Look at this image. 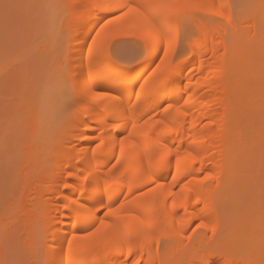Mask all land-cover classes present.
Segmentation results:
<instances>
[{
    "label": "snow or ice",
    "instance_id": "snow-or-ice-1",
    "mask_svg": "<svg viewBox=\"0 0 264 264\" xmlns=\"http://www.w3.org/2000/svg\"><path fill=\"white\" fill-rule=\"evenodd\" d=\"M193 15L222 25L212 49L215 54L216 45L223 46L214 62L220 79L228 73L229 46L237 60L242 29L257 28L253 41L259 36V167L245 182L236 230L209 212L213 202L203 195L205 189L219 190L225 175L222 161L204 167L196 146L209 137L190 136L187 147L183 141L164 143L169 133L179 138V116H187L182 108L191 95L183 105L165 99L147 106L154 97H166L184 71L183 60L196 44L181 52V29ZM208 35L198 30L201 47ZM123 37L139 41L132 60L113 52ZM154 52L163 55L144 68ZM255 59L250 47L244 63ZM245 83L252 86L253 78ZM173 110L179 114L175 122L168 119ZM98 112L105 118L93 126ZM223 128L214 117L204 125L220 138ZM73 137L95 146L77 143L68 155ZM109 154L115 163H99ZM67 160L74 163L68 166ZM56 167L60 179L53 189L50 172ZM166 169H174L171 184L159 182L157 173ZM172 186L179 188V205ZM163 189H169L163 200L172 198L173 215L179 207L186 217L196 216L189 206L198 207L203 198L192 231L207 229L209 248L234 250L220 264H264V0H0V264H184L168 248L172 240L183 244V229L150 219L160 196L150 207L137 204L139 214L130 207Z\"/></svg>",
    "mask_w": 264,
    "mask_h": 264
},
{
    "label": "bare ground",
    "instance_id": "bare-ground-1",
    "mask_svg": "<svg viewBox=\"0 0 264 264\" xmlns=\"http://www.w3.org/2000/svg\"><path fill=\"white\" fill-rule=\"evenodd\" d=\"M196 20L197 21H194V22H198L197 27H199V29L200 28H205V25L203 23H199V20L198 19H196ZM118 27L119 26H117V28ZM195 27H196V25H195ZM251 32L252 33L253 32H257V28L253 27L251 29ZM212 33H211V30H210L208 36L212 35ZM181 34H182V32H181ZM248 34L249 33H245L244 31H242L241 34H240V38L244 42V44L242 46L243 48H247V42H249L250 44L253 42L251 36L250 37H247L246 36ZM209 38L210 37H208V39ZM208 39H207V41H208ZM244 40H247V41H244ZM254 41H258L259 42V36L258 35L256 36V38H255ZM186 42H187L186 45H188L189 47L191 46V44H196V47L194 49H192L191 51H189V53L185 56V58L183 60L184 71L182 73L178 74V76L174 79V82H173L172 86L170 87V89L168 90L166 97L165 96H161L158 99L154 97L152 100H149L147 102V106L148 107H154L155 104L163 103L165 99H167V101L170 102V103H177V102H179V104L183 105V101L185 99H188L189 98V95H191V101H190L189 105L184 106L182 108V111L188 113L187 116H179V114L176 113L175 110H173L169 114V116H168V119L170 121H173V122H175L177 120V117L179 116V122L177 124V128L179 130V138H177V135H176L175 132L169 133L165 137L164 143H166L169 146H171L174 141L177 144H180L181 141H183L184 142L183 146L184 147H187V141H188V138L190 136L193 137V138H196V139H200L201 137H203L205 135L208 136L209 139L207 140L206 143L198 144L196 147L200 151V155H201V157L204 160V167L206 169L211 170L212 167H214L218 161H222V163L224 164V170H225V175H224L223 183H222V185L224 186V185H227L228 182L231 183V181H233L232 180L233 178H231V177H230L231 180H229V175L231 174L230 176H233V174H232V173H234L233 171H236L237 170V169L235 170V168L240 167L239 165L241 163H242L241 165L244 164L243 161L240 163V161H241V159H239L240 158L239 157L240 156L239 155L240 149L243 148V147L244 148H247V146H249L250 143H254V142H255V145L256 146L258 145V147H260V143H258V141L256 143V141H255V140L261 139V138H259V136L261 137V135H260L261 132L259 130L260 127H258V125H260V123H259L260 114H258V110H257V114L258 115L257 114L256 115L254 114L256 112L254 109H257L258 108V106H256L257 104H255L257 102L254 103L255 97H254L253 101H252V99H250V101L247 99L248 105L250 103V105L252 104V105L255 106V107L253 106L254 109L252 110V105L251 106L250 105L248 106L247 103L244 102L243 99L246 100V98L243 97L244 95H242V93L240 94L241 97H242L241 100L237 96L240 92H243V91L245 92V95H248V93L250 94V91H249L248 88L246 90H248L249 92L247 91L248 93H246V90H245L246 86H245V88H243V85L246 84L244 82L247 81V78L248 77L246 76V74H248V71H250L251 69L254 68L255 71L252 70L253 71V74H256V73L258 74L259 57H258V55L256 56L257 57L256 58V63H257L256 66H254L253 68H250L249 70H247V73L246 74H245V72H243V73H241L242 75H240V72H239V75L238 76L236 75V74H238V72L235 73L233 71L234 68H236L235 67L236 65L235 66L234 65L232 66L231 61H229V68L230 69H228V73L230 75H228V73H227L224 76L223 79H220L219 74H217L216 71H215V64H214V62L217 60L218 57H220V56L223 55V51H222V47L223 46L222 45H216V52H215V54H214L213 50H211L212 51L211 52L212 53V56L210 58H208V59H204V58L202 59L203 52L201 50L202 47L200 46L201 43H202V41H198L197 40V36H195V37L194 36L193 37L190 36L189 39H188V41H186ZM257 50H259V47H258ZM123 51H121V53ZM159 53L160 52H154L153 55L149 56L147 58L148 62L144 65V68H148L149 65H152L153 66V61L156 60V57H157V55H159ZM118 54H120V53L118 52ZM162 55H163V53L160 56H162ZM240 55H241V52L238 55V58H237L238 61H240V59H239ZM228 57H229V60H231L233 58V53H232V50H231V46H229ZM245 59H246V57H244V58L241 57V60L242 61L243 60L245 61ZM201 60L204 61V67L203 68H201V66H200V61ZM241 63H243V62H241ZM194 64H196L194 67H196V66L197 67L196 68L193 67V70L192 69L190 70L189 67L191 65H194ZM231 68H232V71L233 72L231 71ZM141 71H143V69H141ZM202 71H203L202 75H201V73L199 75L201 77H198L196 75L197 72H202ZM86 72H87V67H86V65H84V66H82L80 68V73H81V75H84V74H86ZM251 75H249V76H251ZM257 77L259 78V75ZM255 80H256V76H255ZM256 84L258 85V83H256ZM257 85L255 87H257ZM189 89H191V93H189ZM241 90H243V91H241ZM257 95H259V93H257L256 96ZM248 96H250V95H248ZM132 101L135 102V97H132ZM240 102L241 103L244 102V104L243 103L242 104H243V106L245 105V107L247 108V109H244L245 112L243 110H241V109H243L245 107H242V105H241ZM124 107H129L127 98L125 99ZM248 107L250 108V111L249 112H248V110H249ZM146 110L147 109H145V111ZM246 110H247L248 113H251L252 112V114H254V116H255L254 117L252 115V117H251V114H250L249 115L250 121H251V118H256V116H259V118H258L259 120L256 118L258 120V123L259 124L258 123H255L256 121L254 122L253 119H252L251 122L249 121V119L247 118V116H248L247 114L248 113L246 114L247 116L245 114H243V113H246ZM240 111H243V113L241 112V114H240ZM100 112H103V108L100 109ZM157 112L159 113V109H157ZM149 114H151V113H149ZM140 115H142V112H138L137 113V116L138 117ZM242 115H243V117L245 115V117L243 118ZM240 116L242 117L241 120L246 119V121H247V119H248L247 122L244 120L246 122V124L248 122H250L249 124H251V123L254 124L255 123L254 125H250L253 128H251L247 124L248 125V128L251 129V130H249L247 128L248 129L247 131H249L248 133H251L252 134L253 132H251V131H253L252 129L255 128L254 133L252 134V136L255 134L253 136L254 139H253L252 136H249L248 134H246L247 137H245L246 136L245 133L243 134V132L246 131L245 128H244V127H246L245 126L246 124H245V122H243V121L240 120V118H241ZM213 117L218 122H221L224 125L223 133H222V138H220L219 136L213 135V132H215L216 129H213L212 131H207V130L204 129V125L207 124V123H209V120L211 118H213ZM104 118H105V116L100 115V113L98 112L95 116L92 117L90 123H92L93 126H95V124L97 122L102 121ZM145 118H147V117H145ZM155 119H157V120L163 119V116L162 115H157L155 117ZM241 122H243V123H241ZM239 125H242V127L244 129L242 128V130H241L239 128ZM255 125H256V127H254ZM257 127H258V131H257L258 133H256ZM155 130L156 131H159V129H155ZM241 131H243V132L241 133ZM88 134L91 135L92 134L91 131H89ZM74 139L75 138L73 137L72 138V145H69L68 146V148H69L68 155H71V147L74 146V145H76L77 143H79L80 145H82L85 148H87L89 146H92V147L95 146L94 144L91 143V141H88V142L80 141V142H77L75 144L73 142ZM255 145H254V147H256ZM251 149L252 148H250V150ZM250 150L248 151L249 153H247V154H250V153H253V152L256 153V151L251 150V152H250ZM258 153H256V154H258ZM115 154L118 155V152H116ZM111 156H112V154H109L107 159H102V160L99 161V163H101V164H108L110 166L109 161H111V163H115V161L112 160ZM254 156L256 157L257 155H254ZM258 156H259V154H258ZM209 158H211V165H209ZM77 159L78 160H81L82 158L81 157H77ZM258 159H259V157H258ZM238 160H240V161H238ZM236 162L237 163L239 162V163L237 164ZM66 163L68 164V166H71L74 163V161L67 160ZM84 163L86 164L87 161H84ZM251 163H250V161L247 162V164H249V165ZM235 165L237 167H235ZM77 167H79V165H77ZM199 167H200V163L198 161L196 163V165H195V168L198 169ZM172 171H174V169H166V170H163V171L157 173V175L160 177V181L159 182H166L168 184H171V175H169V172H172ZM51 173L52 174H50L49 183L51 184L52 188L54 189L56 183L60 179L59 168L56 167L55 170H54V172L52 171ZM238 180H240V179L238 178L237 179V182H238ZM242 181H244V180H242ZM177 183H179V181ZM229 183H228V186L231 185ZM222 185H221V187H223ZM232 185H233V183H232ZM221 189H225V186H224V188H221ZM168 191H169V189H163V190H158L156 193H151L150 192L147 195H142L141 200L140 201H137L133 205H130V207H132L134 209V211H135L136 214H139L140 211H141V209L139 207H137V204H143L144 206H149L150 207V206H152L153 201L156 199V197L157 196H160V202L156 206V210H155L153 216L150 219H154L155 221H157L161 225H166V226H169V227L174 224L175 227H176V229H183V232H185V230L187 229V227H189V224L191 223L192 220L196 219L194 221H197L198 220V223H199V221H200V218H199V216H200V214H199V208H203L204 207L203 198H201V203L199 204L198 207L197 206H194V205H190L189 206V213H192V212L195 211L196 212V216L186 217L185 214H184V212L182 211V209H180L179 207L176 209V212H177V210H181L183 214L180 212V214H182L180 216H179V214L173 215L172 214V198H169L167 201H164L163 200V196L168 195ZM170 191L171 192H174V193H177V195L174 198L176 199L177 204L179 205L181 203V197L179 195V188L176 187V186H172L170 188ZM145 192H147V189L145 190ZM216 192L217 191L214 192V191H210L209 189H205L203 195L204 196H208L210 198V201L213 202L212 205L209 208V212H212L214 215L215 214H218L219 215V213L221 212L220 209H219V212H218V207L217 206H219V205L214 202V198H216L215 197L216 195L214 196V194ZM222 192H224V191H222ZM240 195H242V194H240ZM235 198H237V197H235ZM120 199H123V197H120ZM130 199H131V197H130ZM220 199H221V197H220ZM228 200H229V198H228ZM216 201H218V200H216ZM230 201L232 202V200H230ZM238 201H240V200H238ZM216 204H217V206H216ZM239 205H240V203H239ZM93 206L94 205L92 203H89L87 205V207H89V208H91ZM165 207L167 208V211H165ZM234 207L236 208V205ZM177 213H179V212H177ZM236 217H237V215H236ZM238 217H240V216L238 215ZM236 219H238L239 221L236 220ZM240 219H242V217ZM240 219L239 218H235L234 221L236 220V222H238V223L240 222V224H241ZM231 220L232 219H230V221H228V222L230 223V222L233 221V220L232 221ZM236 222L232 223L233 226H234V224L237 225ZM232 224L230 223V226ZM240 224H239V226H240ZM232 228L235 230V229H237L239 227L238 226H236V227L234 226ZM184 234L182 233L183 237L184 238H187ZM199 235L200 234H198L197 236H199ZM196 240L197 239L192 240V243H190V241L188 240L186 247L192 249L193 248L192 246H194V244H195L194 241H196ZM199 240L201 241V238ZM196 243H197V246H198L199 245V241L196 242ZM179 244H181V243H179L176 240L169 241V245H168L169 252L171 254H173L174 258L181 257L180 256L181 251L184 250V249L180 248V246H178ZM204 244H200L198 247L195 244L196 247H194V248H200L201 246H204V247H201V249H200L202 251H200L198 260H201V261L207 260L208 261V264H213V262H216V264H220V262H221V259L220 258L217 259L216 258V255H209L208 254L209 251H215V250H212V249H215V248L213 246H212V248H209V244L208 245L206 244V246H207V248H206V246ZM202 248H205V249H202ZM193 249H192V251H195V249L194 250ZM224 249H226V248H224ZM149 250H150V245L149 246H146L145 249H144V251H145V261H147L149 259V256H148ZM198 251H199V249H198ZM184 252H182V253H184ZM196 256H197V254H196ZM228 258L225 257L224 259H228ZM201 261L199 262V261L196 260L197 263L198 262L201 263ZM186 262H185V264H186Z\"/></svg>",
    "mask_w": 264,
    "mask_h": 264
},
{
    "label": "rangeland",
    "instance_id": "rangeland-1",
    "mask_svg": "<svg viewBox=\"0 0 264 264\" xmlns=\"http://www.w3.org/2000/svg\"><path fill=\"white\" fill-rule=\"evenodd\" d=\"M246 18H247V14H242L241 15V21L243 22V21H245L246 20ZM188 19V20H187ZM185 21H184V24H183V26H182V29H181V32H182V34H181V44H180V51L181 52H184V50H185V48L188 46V45H186L187 44V42L186 41H188V39H189V37L190 36H197V33H198V30H199V27H197V24H198V22H194V21H197L196 19H198L199 20V23H203L204 25H205V28L208 30V32H210V30H211V33H212V35H210V36H208V37H210L209 39H208V41H207V44H206V46L205 47H202L201 48V50H202V52H203V54H202V59L204 58V59H208V58H210L211 56H212V49H213V46H214V37H216V38H220L221 37V29H222V25H220V24H218V23H214L211 19H208V18H206V17H203V16H201V15H193V16H191V17H189V18H187ZM195 25H196V27H195ZM189 26V27H188ZM198 28V29H197ZM242 31H244L245 33H249L248 35H246L247 37H250L251 36V34H252V32H251V29H242ZM185 32V33H184ZM184 34V35H183ZM134 37H123V38H121V42L113 49V52H114V54L116 55V56H119V57H122V58H124V59H127V60H132L134 57H136L137 55H138V44H139V41H137V39L136 38H134ZM247 39V38H246ZM244 41H247V40H244ZM254 43V44H253ZM259 42L258 41H253L251 44L249 43V42H247V48H241V50H240V52H241V55H240V57H239V59H240V61L241 62H243V63H241L240 61H238V59L236 60V62L235 63H233V60L231 59V60H229V61H231V64H232V66L234 65H236L235 67L236 68H234V72L236 73V72H238V74H236L237 76L239 75V72H240V75H242L241 73H243V72H245V74L247 73V70H249L250 68H253L254 66H256L257 65V63H256V59H255V64H248V65H246L245 63H244V60L242 61L241 60V57H246V59H247V57H248V55H249V51H250V47L251 48H254L255 49V52H256V56L258 55V57H259V50H257L258 49V44ZM189 47V46H188ZM128 48V49H127ZM120 49V50H119ZM205 49V50H204ZM124 50V51H123ZM248 50V51H247ZM121 51H123L122 53H121ZM210 51V52H209ZM118 52L120 53V54H118ZM125 52V53H124ZM127 52V53H126ZM162 54V52H160L159 53V55H161ZM210 54V55H209ZM208 55V56H207ZM247 55V56H246ZM158 56V55H157ZM207 57V58H206ZM238 58V57H237ZM257 58V57H256ZM245 59V60H246ZM238 61V62H237ZM148 62V60L146 59L143 63H144V65L146 64ZM156 62H158V60H156ZM240 64V65H239ZM196 64H194V65H191L190 67H189V69L191 70H193V67L195 66ZM153 66H154V64H153ZM197 67V66H196ZM196 67H194V68H196ZM231 67V66H230ZM230 69V68H229ZM255 71L254 70V68L253 69H251L250 71H248V74H246V76L247 77H249V75H251V77L254 79L253 81H254V84H252V86H248L247 84H244L243 85V88H245V86H246V88H245V90L248 88L249 89V91H250V94L248 93L249 91L248 90H246V93H248V95H250V96H248V95H245V92L243 91V90H241V91H243V92H240L237 96L239 97V99L241 100L242 99V97H241V93H242V95H244L243 97H245L246 98V100L245 99H243L244 100V102H246L247 103V99L250 101V99H252V101H253V99H254V97H255V99H254V103L255 102H257V103H255V104H257L256 106H258V108L257 109H254L253 108V106L254 105H252V110L254 109L256 112L254 113L255 115L257 114V110H258V114H260L259 112V110H260V104H259V95H257L256 96V94L257 93H259V78L257 77L258 76V74L256 73V74H253V71ZM230 71V70H229ZM231 71H232V68H231ZM232 71V72H233ZM252 71V72H251ZM200 73H201V75H202V73H203V71L202 72H197V76L198 77H201V76H199L200 75ZM228 75H230L229 73H228ZM255 76H256V80H255ZM248 79V78H247ZM258 83V85L256 84V83ZM245 83V82H244ZM257 85V87H255ZM253 88V89H252ZM248 91V92H247ZM257 91V92H256ZM254 94V95H253ZM244 102H242L243 104H244ZM241 103V102H240ZM241 103V105H242V107H245V105L243 106V104ZM253 103V102H252ZM253 103V104H254ZM247 105H248V103H247ZM249 105H250V103H249ZM248 105V106H249ZM250 105V106H251ZM255 107V106H254ZM249 108V107H248ZM244 109H247L246 107L245 108H243V109H241V110H243L244 112H245V110ZM243 111H240V114H241V112L243 113ZM250 111V108H249V110H248V112ZM247 112V110H246V113H243V114H247L248 113ZM251 114V117H252V115L254 116V114H252V112L251 113H248L246 116H247V118L249 119V121H250V118H249V115ZM257 114V115H258ZM245 115H244V117H245ZM241 117V116H240ZM242 117H243V115H242ZM242 117L240 118V120L242 119ZM243 117V118H244ZM255 117V116H254ZM256 118L258 119L259 118V116H256ZM256 118H251V121H252V119L254 120V122L255 123H258V120L256 119ZM248 119H247V121H248ZM245 121H246V119H244ZM244 120H241V121H243V122H245ZM246 121V122H247ZM250 121V122H251ZM243 122H241V123H243ZM246 122H245V124H246ZM250 122H248L247 124L250 126V125H254V124H249ZM240 123V122H239ZM259 123H260V120H259ZM258 123V124H259ZM244 124V125H245ZM245 125L246 127H244L245 128V132H243V131H241V133L243 132V134L245 133V135L246 134H248L249 136H252V134L254 133V130H255V128L254 129H252L253 131H251V132H253L252 134L251 133H248L249 131H247L248 129L249 130H251L250 128H248V125ZM251 127V126H250ZM254 127H256V125L254 126ZM258 127H260V125H258ZM258 127H257V129H256V133H258L257 131H258ZM239 128L242 130V125H239ZM243 128V129H244ZM248 128V129H247ZM251 128H253V127H251ZM259 130H260V128H259ZM255 135V134H254ZM253 135V136H254ZM257 135V134H256ZM261 135V134H260ZM252 136V137H253ZM258 136V135H257ZM245 137H247V135L245 136ZM257 138V137H256ZM255 138V139H256ZM259 138H261L260 136H259ZM253 139H254V137H253ZM258 139V138H257ZM260 140V139H259ZM259 140H255L256 141V143H257V141H258V143H260V141ZM73 142L76 144L77 143V141L74 139L73 140ZM253 142V141H252ZM249 144V143H248ZM247 144V145H248ZM255 145V142L254 143H250V145L249 146H247V148H241L240 149V153H239V159H241V161L240 160H238V161H240V163L243 161L244 162V164L243 165H239L240 167H238V168H235V167H237L236 165H235V170L236 171H233L234 173H232L233 174V176H230L229 175V180H231L230 179V177L231 178H233L232 180L234 181H231V183H229V184H231V185H229L228 186V183H227V185H224L225 186V189H221V188H224V186L223 187H220V190H217V192L214 194V196L216 197V198H214V202L215 203H217L219 206H217V204H216V206L218 207V212H219V209H220V213H219V216H220V219H221V221H225V220H228V221H230V219H232L231 221L232 222H230L231 224L232 223H234V222H236V220H238V219H236L235 221H234V219L235 218H241L242 216H243V211H244V209H242L243 207H242V201L241 200H243V198H244V193H243V189H244V186L243 185H245V182H246V180H247V178H248V174L251 172V171H255V172H257L258 173V167H259V159H258V152H259V147H258V145L256 146V147H253L254 145ZM246 146V145H245ZM250 148H252L251 150H253V151H256V153H258V154H256L255 152H253V153H250V154H247V153H249L248 151L250 150ZM251 150H250V152H251ZM253 154L254 155H257L256 157L254 156V159H251V157L253 156ZM247 160V161H246ZM246 161V162H245ZM250 161V165L249 164H247V162H249ZM237 163V162H236ZM239 163V162H238ZM237 163V164H238ZM54 170H55V168H53ZM51 170V172L53 171L54 172V170ZM50 172V174H52ZM240 179V180H238V182H237V179ZM236 180V181H235ZM242 180H244V181H242ZM242 181V182H241ZM236 182V183H235ZM232 183H233V185H232ZM240 184V185H239ZM228 187V188H227ZM257 187H258V185H257ZM146 190V189H145ZM144 190V191H145ZM222 191H224V192H222ZM215 192V191H214ZM221 192V193H220ZM240 194H242V195H240ZM219 197H218V196ZM224 195V196H223ZM231 195V196H230ZM226 196V197H225ZM241 196V197H240ZM220 197H221V199H220ZM233 197V198H232ZM235 197H237V198H235ZM228 198H229V200H228ZM220 199V200H219ZM224 199V200H223ZM227 199V200H226ZM216 200H218V201H216ZM230 200H232V202L230 201ZM238 200H240V201H238ZM223 201V202H222ZM237 201V202H236ZM234 202V203H233ZM240 203V205H239V203ZM234 204V205H233ZM236 205V208L234 207ZM238 205V206H237ZM232 207V208H231ZM231 208V209H230ZM238 208V209H237ZM241 208V209H240ZM240 209V210H239ZM233 211V212H232ZM177 212H179L178 214H179V216L180 215H182L183 213H182V211L181 210H177ZM180 212L182 213V214H180ZM242 213V214H241ZM235 215V216H234ZM236 215H237V217H236ZM238 215L240 216V217H238ZM223 219V220H222ZM225 219V220H224ZM194 220H196V219H194ZM194 220H192L191 221V223L189 224V227H187V229L185 230V232H183V234L187 237V238H184L183 237V244H179L178 246H180V248H182V249H184V250H182L181 251V254H180V256L181 257H179V258H174V259H176L177 261H182V262H184V264H185V262H186V264H198L201 260H198V257H199V254H200V251H202V250H200L201 249V247H204V246H201L200 248H194V247H196L197 246V243L196 242H198L199 241V245L200 244H204L205 246H206V244L208 245L209 244V242H208V240H207V237H206V235H205V233L207 232L208 233V235H211V233L210 232H208V230L207 229H203V230H201V229H197V231L196 232H193L192 231V229H194L195 227H196V224H198V220L197 221H194ZM239 221V220H238ZM240 221H241V219H240ZM200 222V221H199ZM229 223V224H230ZM237 223V225L236 224H234V226L236 227V226H238V227H240L239 226V224H240V222L238 223V222H236ZM232 227H234L233 226V224L231 225ZM231 227V228H232ZM233 229V228H232ZM238 229V228H237ZM236 230V229H235ZM201 232V233H200ZM190 233V234H189ZM198 234H200L199 236H197ZM202 234V235H201ZM189 236H191L192 237V240H195V239H197L196 241H194L195 242V244H196V246H195V244H194V246H192L194 249H195V251H192V249L191 248H188V247H186V245H187V241H188V237ZM203 236V237H202ZM201 238V241L199 240ZM192 240L190 241V243H192ZM198 245V246H199ZM197 246V247H198ZM215 249H212V250H215V252H216V258L217 259H221L222 257L223 258H231V256H233L234 255V250L233 249H231V248H226V249H224V248H219V247H217V245H215V244H213L212 245ZM212 246H211V248H212ZM185 247V248H184ZM206 248H207V246H206ZM191 251H190V250ZM193 249V250H194ZM198 249H199V251H198ZM202 249H205V248H202ZM185 251V252H184ZM188 251V252H187ZM197 251V252H196ZM182 252H184V253H182ZM191 252V253H190ZM196 252V253H195ZM187 253V254H186ZM195 253V254H194ZM196 254H197V256H196ZM232 254V255H231ZM184 255V256H183ZM191 255V256H190ZM196 256V257H195ZM222 256V257H221ZM187 259V260H186ZM196 260L197 261H199L198 263L196 262ZM202 262V261H201ZM199 264H201V263H199Z\"/></svg>",
    "mask_w": 264,
    "mask_h": 264
}]
</instances>
